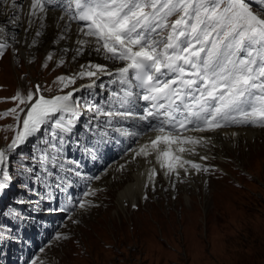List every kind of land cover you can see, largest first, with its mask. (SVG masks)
<instances>
[{"label": "snow or ice", "instance_id": "snow-or-ice-1", "mask_svg": "<svg viewBox=\"0 0 264 264\" xmlns=\"http://www.w3.org/2000/svg\"><path fill=\"white\" fill-rule=\"evenodd\" d=\"M11 6L17 7L16 0ZM57 9L62 12L58 19L66 21L64 31L73 22L78 25L77 36L82 38L76 41L74 58L89 49L119 66L112 69L88 62L74 76L57 78L63 87L84 78L87 84L51 98L40 95L41 86L36 85L35 93L29 91L19 100L24 107L10 110L19 126L11 142L0 147V190L6 191L16 180L12 161L18 150L45 130L62 142L73 134L81 109L94 114L89 124L103 116L106 125L121 136L145 133L114 126V121L147 122L148 131L155 136L130 149L133 159L155 154L164 176L177 180L181 170L185 176L189 169L210 171L186 158L196 154L197 147L211 143L210 138L190 133L215 132L229 126L264 127V0H30L29 25L39 20L43 27L49 10ZM18 20L14 15L11 23ZM36 35L41 33L37 31ZM6 47L0 42V56ZM62 51L67 53L69 49ZM47 59L51 60L52 54ZM63 63L61 58L59 65ZM103 76L121 86L120 91L110 94L118 107L110 104L105 109L75 95L82 89H103V82L97 84ZM137 98L147 105L142 114L132 110ZM12 99H19V94ZM0 115L8 116L9 112ZM153 120L158 123H151ZM48 147L60 151L56 144ZM20 159L25 157L20 155ZM39 160L43 164L47 156L42 153ZM23 171L32 173L33 169ZM155 176L156 170L150 169L153 183ZM89 179L99 180L100 176ZM91 195L95 191L89 186L75 207L86 210L95 206L87 199ZM58 210L72 220L68 207ZM61 238L62 234L55 236L56 240Z\"/></svg>", "mask_w": 264, "mask_h": 264}, {"label": "rangeland", "instance_id": "rangeland-1", "mask_svg": "<svg viewBox=\"0 0 264 264\" xmlns=\"http://www.w3.org/2000/svg\"><path fill=\"white\" fill-rule=\"evenodd\" d=\"M10 43L9 50L0 56V114L9 112L8 116L0 115V146H5L15 135L12 130L17 122L10 110L23 107L19 100L25 98V93H34L35 84L40 85L41 92L47 95L65 90L68 86L63 87L57 78L74 76L81 68L69 59L59 65L61 58L52 55L49 60V54L38 51H31L27 58L18 51L19 44ZM85 80L88 79H76L70 87L77 88ZM99 82L105 83L106 80L101 77ZM92 91L101 93L96 87L82 89L75 95L97 104ZM17 94L19 99L14 101L12 98ZM260 132L264 134L263 130ZM42 135L45 137L47 130L39 137ZM261 138L263 136L257 137L256 143H262ZM237 144L232 143V151H222L220 155L214 151L219 150L218 147L212 144L215 148L209 156L215 158L216 163H225L223 157H231L232 164L246 168L251 177L244 187H227L233 184L224 186L222 184L226 179L210 177L207 180L203 174L186 176L184 180L175 178L167 186L159 180L156 181L159 189L156 190L153 185L143 187V190L149 188V192L136 194L132 201L135 205L131 208L132 204L126 200L117 205V185L106 184L103 180L98 189L106 191L104 198L107 204L96 208L101 198L97 193L92 195L89 200L95 206L91 207V211H80L77 214L80 215V223L72 227V230L75 227L77 241L70 240L52 247L50 256L58 264H264V148L257 150L240 142ZM177 185H182V190ZM192 202L198 208L194 207L195 211L192 209L190 214L181 213L178 209L180 203L186 208ZM174 204H177V209L172 207ZM117 209L118 217L126 222L120 223L125 224L124 228L105 229L100 219L116 214ZM162 214L168 216L164 224H172L174 229L167 225L161 230L159 227L162 224L151 223L152 216ZM36 217L38 220L43 218ZM146 217L150 219L149 228L145 229L144 224H134ZM28 220H33V214L28 216ZM205 229L207 242L201 237ZM161 233L166 240L155 242L157 236L156 239H160ZM140 234L146 235L144 241H140L144 238ZM132 236H137L139 240L132 243ZM166 243L170 248L165 247ZM71 249L73 251L69 253ZM2 254L5 258L4 251Z\"/></svg>", "mask_w": 264, "mask_h": 264}, {"label": "bare ground", "instance_id": "bare-ground-1", "mask_svg": "<svg viewBox=\"0 0 264 264\" xmlns=\"http://www.w3.org/2000/svg\"><path fill=\"white\" fill-rule=\"evenodd\" d=\"M29 0H16L17 7L15 9L12 8V0H8L7 3H4L3 0H0V28L3 29L0 32V39H8L12 42H16L19 44L18 51L27 58L30 56L31 51H38L41 54H52L55 58H64V61L67 59L70 60L74 65L76 63L80 65L87 64L88 62L98 63V64H106L109 68L114 69L119 65L112 64L103 59L102 56L98 55L95 52L86 49L85 54L80 57H75V49L77 48V39L82 38L77 36L78 25L76 23H72L71 27L68 31H64L65 20H59L58 18L61 16V13L56 10H49L47 16L44 19L43 27L40 26V21L37 20L32 25L28 23L27 17V9L29 5ZM18 16L19 20L17 24L11 23L13 16ZM27 29V31H26ZM39 31L41 35L37 36L36 32ZM61 35L65 36V39L61 40L59 37ZM68 48L69 51L64 53L62 49ZM261 130L264 129H252L249 127H241V128H232L228 130H216L215 132H210V140L213 142L219 150H214L216 154H221L222 151L231 152L232 149L230 146L237 144L240 142L241 144H246L248 146H253L255 149L260 150L264 148V134H260ZM235 133V135H233ZM208 136V135H207ZM263 136L261 138L262 143H256V138ZM154 138V135H152ZM149 141V139H140L139 145L145 144ZM238 145V144H237ZM130 157L133 153L128 152L125 156ZM159 163L156 162L155 154L150 155L145 159L142 156H138L135 159L127 162L126 165L121 168L118 164L111 165L108 175L103 177L102 180L106 184L113 185L117 187V192L115 195V201L118 205L121 201H128V203H132L135 200L136 194H140L142 192H149V188L143 189L144 182L149 183V170L152 169L154 165ZM127 169V171H126ZM163 170V169H162ZM125 171V172H124ZM159 177L157 175L155 180ZM170 180H174L172 176L169 178ZM191 183V182H189ZM178 189L182 190V185H177ZM172 188V186H171ZM171 192V189L170 191ZM190 200V195L188 196ZM177 204H174L172 207L177 209ZM188 207H184L183 204L180 203L179 210H195L198 208L196 203L192 202L187 204ZM121 208V207H120ZM119 209L116 210V214L112 213L108 217L100 219L101 224L105 229H115L120 228L123 229L126 223L123 219L118 217ZM167 214L152 216L151 223L152 224H162L159 227L163 230L164 227L170 225L172 229H174V225L172 224H164V221L167 219ZM148 217L143 221L137 220L134 224H144L145 229L149 228L147 226ZM150 220V219H149ZM128 222V221H127ZM169 222V221H168ZM191 227V225H190ZM150 229V233H151ZM207 229L201 234V237L207 242L208 233ZM162 234V233H161ZM141 236L143 234H140ZM144 238L141 240L144 241L146 235H143ZM152 237V235H150ZM162 237L165 239V236L162 234ZM137 236L131 237V242L133 243ZM139 240V239H138Z\"/></svg>", "mask_w": 264, "mask_h": 264}]
</instances>
